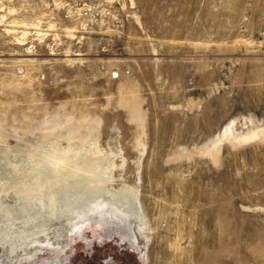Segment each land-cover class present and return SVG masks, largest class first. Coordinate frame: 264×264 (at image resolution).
<instances>
[{"label":"rangeland","instance_id":"obj_1","mask_svg":"<svg viewBox=\"0 0 264 264\" xmlns=\"http://www.w3.org/2000/svg\"><path fill=\"white\" fill-rule=\"evenodd\" d=\"M81 171L108 179L97 194L127 216L104 203L51 218L48 193L71 186L63 211ZM8 226L50 238L0 244V264L62 251L71 264H264V0H0ZM111 233L135 236L143 260Z\"/></svg>","mask_w":264,"mask_h":264},{"label":"bare ground","instance_id":"obj_2","mask_svg":"<svg viewBox=\"0 0 264 264\" xmlns=\"http://www.w3.org/2000/svg\"><path fill=\"white\" fill-rule=\"evenodd\" d=\"M101 169H102V167H101ZM104 169V168H103ZM106 170V169H105ZM101 171V170H100ZM95 173H97V172H95ZM108 173V172H107ZM43 174V173H42ZM84 174V175H83ZM99 174V173H98ZM101 174V173H100ZM89 178V181H83L81 178L82 177H86V176ZM91 177L92 178H94L95 180H93V179H91ZM73 178H75V180L77 181V186H75L76 188V195H74V197H73V200L71 199V197L70 198H68L67 200H68V204H66L65 205V209H63V211H60L59 210V205H57L58 203H57V201H60V194L61 193H69L70 192V190H71V186H68L69 184H67V183H63L64 181H62V180H60L58 183H60V187H58V188H54L53 190H51L49 193H48V195H47V197H49L50 198V204H43V205H45V206H42L43 207V209H45L46 208V211H47V214H49L50 216H51V218H55L56 220H60V218H62L61 217V215L62 216H65L66 218H68V216H72V215H74V216H76L77 218H78V220H84L85 218H87L88 216H90L91 214L92 215H94L95 213H97L98 211H99V208L101 207V205L102 204H104V203H112L114 206L113 207H115L116 209V211H117V213H118V215L120 216V217H126L127 216V214H128V212H127V210L125 209V203L126 202H124V204H121V203H115V200H114V202L113 201H111L110 200V198L109 197H107V199H105L104 197H101V195H100V197H99V195L98 194H100L99 193V191H98V194H97V191L96 190H99L100 188H102L101 187V185L103 184V182H107L108 183V179H105L104 178V176L103 175H92L91 173H89V174H85V173H83L82 171L81 172H75L74 174H73ZM88 178H87V180H88ZM109 178V177H108ZM94 182H93V181ZM85 182V183H84ZM82 183H83V187H82ZM109 184V183H108ZM107 184V185H108ZM56 186V185H55ZM78 186L80 187V188H78ZM97 186H100V187H98L97 188ZM103 186V185H102ZM87 188L86 190H84V192H88L89 194H90V198L87 200V201H89V202H87L86 201V203H82V201H81V198H82V196L80 195V193L78 194V192H80L81 190L83 191V189L84 188ZM109 188V187H108ZM74 189V188H73ZM72 189V190H73ZM106 189V188H105ZM107 190V189H106ZM110 190V189H109ZM22 191V190H21ZM102 191V190H101ZM105 191V190H104ZM20 192V191H19ZM43 191L41 190L40 191V195L42 196V193ZM93 192H95V194L93 195ZM125 192V191H124ZM128 192V191H127ZM131 192V191H130ZM133 192V191H132ZM103 193V192H102ZM75 194V193H74ZM78 194V195H77ZM108 194V193H107ZM112 194V193H111ZM110 194V195H111ZM109 195V196H110ZM40 196V200H41V202H42V197ZM134 196V195H133ZM89 197V196H88ZM84 198V197H83ZM101 198V199H100ZM115 198V197H114ZM130 198V197H129ZM113 199V198H112ZM120 200V199H119ZM118 200V201H119ZM83 201H84V199H83ZM117 201V200H116ZM122 201V200H121ZM125 201V200H124ZM130 201V200H129ZM64 202V201H63ZM71 202V203H70ZM62 204V203H61ZM108 204V205H109ZM104 205H106V204H104ZM104 205H102V206H104ZM63 206H61V208H62ZM128 207V206H127ZM60 211V212H59ZM57 212H59V213H57ZM91 217V216H90ZM221 217H222V215H221ZM130 219V218H129ZM33 221H31V222H35V219H32ZM77 221V220H76ZM68 222V221H67ZM116 222V221H115ZM9 224H12V223H9ZM113 224V223H112ZM12 225H14V224H12ZM29 226V225H28ZM12 226H10V228H9V226H8V228H2L1 229V227H0V234H4L3 235V238L1 237L2 235H0V244H2L3 246H5L6 247V245L8 244V248H11L12 250H13V252L15 251V250H17V249H19L20 251H23L22 249L24 248V249H26L28 246H30V244H36V245H38V246H40V247H44V243L46 242L45 240H47V239H49L50 238V233L48 234V235H46V234H44L43 236H42V238H37V239H35V241H34V238H32V236L31 235H25V236H18V234H17V229H12L11 228ZM18 228V227H17ZM45 229V228H44ZM46 230V229H45ZM214 233V232H213ZM15 234H17V235H15ZM241 235V234H240ZM258 235V234H257ZM261 235V234H260ZM212 236V235H211ZM243 236V235H242ZM262 236L263 235H261V238H262ZM259 237V236H258ZM236 238V237H235ZM230 239V238H229ZM228 239V240H229ZM232 239H234V237H232ZM227 240V241H228ZM56 241V240H55ZM230 241V240H229ZM229 241H228V244H229ZM239 241V240H238ZM50 242V241H49ZM225 242H226V240H225ZM232 242V241H231ZM234 242V241H233ZM233 242H232V245H234L233 244ZM227 243V242H226ZM225 243V244H226ZM223 244V243H222ZM225 244H223V245H225ZM35 245V246H36ZM46 245V244H45ZM217 245H221V244H217ZM258 245V244H257ZM260 245H264V242L263 243H261ZM226 246V245H225ZM255 246V245H254ZM32 247V246H31ZM222 248L224 247V246H221ZM233 247V246H232ZM264 246H262V248H263ZM226 248H227V246H226ZM262 248H261V246H260V248H258V249H261L262 250ZM32 249V248H31ZM217 249V248H216ZM229 249V247L227 248V250L225 249L224 251H226V252H229L230 254L232 253V252H234L235 253V251H232V250H228ZM223 250V249H222ZM238 250V249H237ZM257 250V249H256ZM223 251V252H224ZM248 251H250V250H248ZM248 251L246 252V253H244L243 252V255L241 256L242 258H241V260L242 259H244V261L246 260V261H252V262H254V261H256V259H259V258H253V256L251 257V255H252V251H250L251 252V254H249L248 253ZM255 251V250H254ZM264 251V250H263ZM262 251V252H263ZM215 252H218L219 253V251H215ZM223 252H221V254L223 253ZM225 252V253H226ZM241 252H242V250H241ZM256 252V251H255ZM254 252V253H255ZM258 252V251H257ZM261 252V253H262ZM201 253V252H200ZM217 253V254H218ZM229 253H227V254H229ZM237 254H238V252H236ZM259 253H260V250H259ZM206 254H208V255H206ZM206 254H202V255H200V259L203 261V259H205L206 257L210 260H207L208 261V264H209V262H213L214 264H216L215 263V260H216V257H217V255L215 254L214 256L213 255H209V252L208 253H206ZM210 254H213L212 252H210ZM229 254V255H230ZM258 254V253H257ZM263 254V253H262ZM261 254V255H262ZM182 255V254H181ZM232 255V254H231ZM240 255V254H239ZM254 255V254H253ZM256 255V254H255ZM261 255H259V256H261ZM218 256H220V255H218ZM233 256V255H232ZM232 256H229V257H232ZM236 256V255H235ZM263 256V255H262ZM223 257V256H222ZM228 257V256H227ZM227 257H225V258H227ZM206 258V259H207ZM221 258V257H220ZM224 258V259H225ZM238 258H239V256H238ZM219 259V258H218ZM223 259V258H222ZM223 259V260H224ZM237 259V258H236ZM220 260V259H219ZM206 261V260H205ZM204 261V262H205ZM206 261V262H207ZM211 262V263H212ZM218 262H220V261H218ZM224 262V261H223ZM226 262H228V261H226ZM210 263V264H211ZM212 263V264H213ZM221 263H222V260H221ZM230 264H231V262H229ZM228 263V264H229Z\"/></svg>","mask_w":264,"mask_h":264},{"label":"flooded vegetation","instance_id":"obj_3","mask_svg":"<svg viewBox=\"0 0 264 264\" xmlns=\"http://www.w3.org/2000/svg\"><path fill=\"white\" fill-rule=\"evenodd\" d=\"M116 223V224H115ZM118 220H116V222L114 221V225L111 223V221L109 222H104L103 224L108 225V226H115L117 225ZM136 233V231H135ZM110 237V238H109ZM109 237H105L104 239H108V240H112V237H114L113 241L115 240L117 244H124L127 243L131 246V248L133 249V251L138 254L142 260L144 257V253L143 250L141 249L138 239L135 238V236L128 234L125 235L124 237H118L115 234H110ZM120 241V242H119ZM97 242H100L99 238H92V239H87L84 241V243L87 245L88 248L93 247ZM43 248V247H42ZM71 259L72 256L66 252H57L56 254H48V255H42V256H38L35 258H29L27 262V264H71ZM9 260V259H7ZM10 261V260H9ZM8 262V261H7ZM104 264H118L115 261H111L110 260H106V262Z\"/></svg>","mask_w":264,"mask_h":264}]
</instances>
